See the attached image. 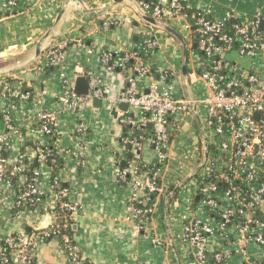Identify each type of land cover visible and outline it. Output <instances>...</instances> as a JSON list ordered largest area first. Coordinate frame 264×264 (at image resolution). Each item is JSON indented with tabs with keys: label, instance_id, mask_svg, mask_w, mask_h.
Returning a JSON list of instances; mask_svg holds the SVG:
<instances>
[{
	"label": "crops",
	"instance_id": "obj_1",
	"mask_svg": "<svg viewBox=\"0 0 264 264\" xmlns=\"http://www.w3.org/2000/svg\"><path fill=\"white\" fill-rule=\"evenodd\" d=\"M9 1H14L15 5L7 6ZM201 1L209 3L217 17L229 8L246 17H259V30L264 34L261 29L264 0ZM64 2L0 0V69L17 66L0 74V113L6 108L7 99L17 102L11 116L13 124L20 130L19 134L8 132L6 157L14 159L26 142L28 145L24 148L34 167L37 166L34 148L42 138L35 126L36 114L40 109L56 112L59 145L73 153L60 157V167L55 173L67 189L70 200L79 205L72 233L84 259L83 264H196L189 253V244L183 240V230L195 198V163L201 155V146L209 139L202 107H192L190 113L175 118L169 155L160 178L166 193L158 198L153 215L138 228L129 210L131 185L118 177L120 166L126 163L130 154L121 143L124 131L119 123L120 114L128 107L110 105L99 99L98 104L94 103L95 99L84 101L80 114L86 133L82 136L78 131V118L63 107L61 78L63 73L69 85L74 87L77 76H85L88 80L99 76L111 84L114 93H119L127 86L128 80L123 72L105 67L101 63V54L120 48L127 51L138 49L141 31L150 23L139 14L137 0H81L79 4H70L53 28L55 38L44 42L47 48L65 44V59L60 67L45 69L43 52L46 49L36 58L32 57L38 40L53 26ZM105 18L116 19L118 23L104 29ZM140 21L144 22L143 26ZM154 34L159 48L155 53H149V58L151 62L155 61V70L160 72L171 68L176 73L169 77V82L177 95L202 97L206 89L189 67L196 54L194 44L187 48L184 77L181 43L161 28ZM226 58L237 67L256 71L264 79V51L255 56L257 67H254V57L231 52ZM14 78L18 80L6 82ZM135 88L141 91L143 86L137 81ZM22 90L32 92V97L24 103L18 102L15 96ZM1 131L4 132L5 128L0 119ZM140 155L143 161H152V145L143 143ZM43 171L48 176L53 175L48 168L44 167ZM23 181L22 177L14 176L6 185H1L0 249L8 235L22 229L30 231L46 227L51 222L52 216L47 209L17 215L14 201ZM176 187L178 189L173 192ZM245 256L264 259V246L251 245ZM244 258V255L232 252L229 264H242ZM34 261L35 264H70L58 239L40 242Z\"/></svg>",
	"mask_w": 264,
	"mask_h": 264
},
{
	"label": "built area",
	"instance_id": "obj_2",
	"mask_svg": "<svg viewBox=\"0 0 264 264\" xmlns=\"http://www.w3.org/2000/svg\"><path fill=\"white\" fill-rule=\"evenodd\" d=\"M226 1L231 3L233 0ZM201 3V0H158L151 4L137 0L140 13L174 28L187 48L193 44L198 47L200 55L193 56L189 67L206 89L202 97L177 95L169 82V77L176 74L171 68L155 70V73L149 56L146 58L138 51L120 48L114 52V58L111 52H102L101 63L108 69L118 66L125 72L127 61H135V76L128 79L125 88L116 94L105 79L92 76L88 80V92L79 95L62 73V103L65 110L78 118V131L82 136L86 133L80 114L84 101L99 99L110 105L127 104L119 123L124 131L121 143L132 159L126 161V167L119 170L118 177L131 185L129 210L138 228L153 215L158 198L166 193L158 181L162 170L144 177L138 171L143 143L148 142L154 150V159L149 163L165 165L171 140V117L175 119L190 113L192 107L201 106L209 139L201 146V155L195 163V196L199 198L190 208L183 240L189 244V253L196 264H211L210 260L214 264H229L232 252L244 255L242 264H259L257 259L245 255L251 245L264 246V219L254 213L257 209L264 215V79L256 71L233 65L226 57L231 52L246 57L257 56L264 51V34L259 30L260 18L257 16L246 17L229 8L217 17L209 3ZM14 5V1L7 3L10 7ZM187 10L198 12L188 16ZM231 18L234 19L233 33L227 34L224 23ZM116 23V20L105 18L102 25L107 29ZM140 45L146 53L159 48L153 35L143 38ZM65 55V44L51 46L43 52L46 66L52 69L61 66ZM137 81L143 86L141 91L135 88ZM15 96L18 102L24 103L32 97V92L22 90ZM7 100L5 110L0 113L5 128L0 132V190L11 177H22L24 181L14 201L17 215L47 209L52 218L46 227L30 231L22 229L5 237L0 249V264H35L34 253L39 243L51 239L61 241L68 263L83 264L80 248L71 232L79 205L70 200L56 173L48 176L43 171L44 167L52 171L47 164L52 152L60 157L73 153L59 145L57 113L40 109L36 114L35 126L42 139L37 142L33 156L38 165L31 167L32 159L26 148L14 159L6 157L8 132L20 133L11 116L17 102ZM216 180L228 187L220 190ZM234 181L246 186L249 199L242 195L240 188L233 186ZM152 194L154 199L149 202Z\"/></svg>",
	"mask_w": 264,
	"mask_h": 264
},
{
	"label": "trees",
	"instance_id": "obj_3",
	"mask_svg": "<svg viewBox=\"0 0 264 264\" xmlns=\"http://www.w3.org/2000/svg\"><path fill=\"white\" fill-rule=\"evenodd\" d=\"M146 1H149V2H151V4H153V3H156L158 0H146ZM197 12H198V10H187L185 12V14L190 16V15L196 14ZM115 20L113 19V21H115ZM192 21H193V19H192ZM233 23H234V19L233 18L228 19V20L225 21V23H224V32L225 33H227V34H232L233 33V30H232V24ZM112 25H116V24H112ZM141 33H142V39H141L140 44L142 43L143 38H145V37L150 35V31L147 28L146 29L143 28ZM66 47H67V45H66ZM134 51H138V53H140L141 55H143L144 57L147 58L149 56V53H151V52L155 53L156 50L153 49L151 52L146 53V50H144L141 47V45H140L139 48L135 49ZM193 52L200 55V51H199L198 47H196V45L193 48ZM111 55H112L113 58L115 57L114 52H111ZM149 61L151 62V57L149 58ZM154 62L155 61H152L151 62L152 65L151 64L150 65L152 66L153 71L156 73L155 69H157V67H156V64ZM134 66H135V61L134 60H128L127 61L126 66H125V72H123L124 75H125V79L126 80H128L129 78L135 76ZM48 68L52 69L50 67H46L45 69H48ZM114 69H117L118 71H121L118 66L116 68H114ZM174 123H175V119H174V117L173 118L171 117L170 126H169V135H170V137L172 136V131L174 129ZM127 129L128 128H125L126 131H127ZM126 131H125V134H127ZM27 145H28V143L24 142L22 147L20 148V151H24V147L27 146ZM51 147H52V145H51ZM34 149L35 150L37 149V144H35V148ZM6 153H7V150L5 149V154ZM130 159H132L131 155H130V158H128V160H130ZM60 163H61L60 162V156L55 154L54 152H52L51 155L48 156L47 164L50 167H52L51 170H52L53 173H55L59 169ZM138 166H139L138 171L144 177L145 175H150V174H152V172L158 171L159 169L161 171L164 168L165 165H163L162 163L151 164L149 162L138 160ZM31 167H34L33 162L31 164ZM124 167H126V164L120 166L121 169H123ZM161 174H162V171H161ZM160 176L161 175H159L158 181H160ZM260 180H262V176H260ZM216 183H217V185H218L220 190H224V189H226L228 187V184H225L222 181L216 180ZM233 186H237L238 188H240L242 190V195L249 199V192H246V186H244L243 184H241L239 182H236V181L233 182ZM198 198H199L198 196H195L193 204H195L198 201ZM153 199H154V194L151 195V198H150L149 202L152 201ZM254 213H255V216L258 217L259 219H264L263 218L264 215L260 211H258L257 209L254 210ZM236 219L238 220L239 217H237ZM71 232H73V227H71ZM257 261H258L259 264H264V259H261V260L257 259ZM210 263L214 264V262L212 260H210Z\"/></svg>",
	"mask_w": 264,
	"mask_h": 264
},
{
	"label": "water",
	"instance_id": "obj_4",
	"mask_svg": "<svg viewBox=\"0 0 264 264\" xmlns=\"http://www.w3.org/2000/svg\"><path fill=\"white\" fill-rule=\"evenodd\" d=\"M80 2H81V0H65L63 7L61 8L60 12L58 13L53 26L50 29H48L42 35V37L38 40L32 58H36L38 55H40L41 52H43L45 49H47V43L44 45L45 41L47 42V41L55 38L54 35H52L53 28L61 19L62 15L65 12V9L68 7V5L79 4ZM138 12H139V10H138ZM139 14L141 15V17L143 19L148 21L153 26L159 27V28L169 32L171 35H173L181 43V45H182L181 72H182L183 76L186 77L187 45H186V42L184 41L183 37L181 36V34L178 31H176L174 28H172L171 26H169L165 23L159 22V21H157L153 18H150V17H148V16H146L140 12H139ZM261 25H262L261 29L264 30V21L261 22ZM193 47H195V44L193 45ZM16 67L2 68V69H0V74L6 73L12 69H15ZM17 80L18 79L14 78V79H9L8 81L6 80V82L11 83V82L17 81ZM74 90L79 95H85L88 92V79L85 76H77L75 79ZM94 103L98 104L99 103L98 99H95ZM120 104L124 108L127 107L126 103H120ZM256 116H258V114H256ZM128 157L130 158V155ZM177 189H178V187H176L173 192H175ZM173 192L168 195V197H167L168 199L173 195ZM72 227H75V225H73Z\"/></svg>",
	"mask_w": 264,
	"mask_h": 264
},
{
	"label": "rangeland",
	"instance_id": "obj_5",
	"mask_svg": "<svg viewBox=\"0 0 264 264\" xmlns=\"http://www.w3.org/2000/svg\"><path fill=\"white\" fill-rule=\"evenodd\" d=\"M143 24H144V22H142V21H140V26L142 25L143 26ZM147 29L148 30H150L151 32H150V35H153V36H155V32L156 31H158V29H160L159 27H152L151 25H148V27H147ZM168 55V54H167ZM257 58H255L254 57V62H255V64H254V67H257ZM177 63H178V61H177ZM114 123V122H113ZM188 213V212H187Z\"/></svg>",
	"mask_w": 264,
	"mask_h": 264
}]
</instances>
